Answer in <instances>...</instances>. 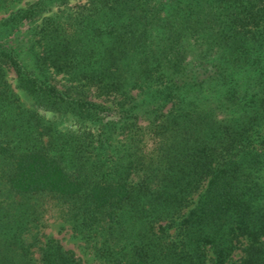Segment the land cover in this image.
Returning <instances> with one entry per match:
<instances>
[{
	"label": "trees",
	"instance_id": "trees-1",
	"mask_svg": "<svg viewBox=\"0 0 264 264\" xmlns=\"http://www.w3.org/2000/svg\"><path fill=\"white\" fill-rule=\"evenodd\" d=\"M18 1L0 264H83L41 232L50 205L96 264H264V0Z\"/></svg>",
	"mask_w": 264,
	"mask_h": 264
},
{
	"label": "rangeland",
	"instance_id": "rangeland-1",
	"mask_svg": "<svg viewBox=\"0 0 264 264\" xmlns=\"http://www.w3.org/2000/svg\"><path fill=\"white\" fill-rule=\"evenodd\" d=\"M25 1L31 0H20L14 3L11 8L24 6ZM0 14H4V12L1 11ZM8 77L14 83L15 74L13 71H9ZM20 98L26 106L31 105L21 93ZM43 114L49 119L56 120L62 127L72 124L71 120H69L66 116L58 117V115L52 114L50 112H44ZM39 224L41 232L58 239L64 248L71 249L75 255L81 257L83 264L97 263L95 255H93L90 250V244L84 237H82L77 232H74L67 222L62 220L55 205H50L46 208L45 212L42 213Z\"/></svg>",
	"mask_w": 264,
	"mask_h": 264
}]
</instances>
